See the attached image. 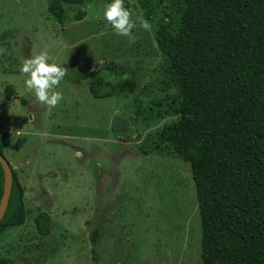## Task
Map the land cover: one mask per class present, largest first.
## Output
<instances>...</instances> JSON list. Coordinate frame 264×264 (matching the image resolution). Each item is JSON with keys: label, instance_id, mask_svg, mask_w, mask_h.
Returning <instances> with one entry per match:
<instances>
[{"label": "rangeland", "instance_id": "rangeland-1", "mask_svg": "<svg viewBox=\"0 0 264 264\" xmlns=\"http://www.w3.org/2000/svg\"><path fill=\"white\" fill-rule=\"evenodd\" d=\"M111 2L65 5L61 25L48 14V0H0V135L6 136L4 156L17 171L27 212L22 226L0 234V257L9 264H93L95 228L99 264L200 263L189 166L157 139L177 117L159 118L160 107L153 105L175 95L161 84L163 59L154 30L165 13L177 23L172 6L181 0H149L151 20L138 0H124L136 25L131 37L118 35L104 18ZM80 9L86 16L77 21ZM141 19L150 22V30L141 27ZM34 49L47 50L60 66L85 61L105 68L104 78L113 81L132 73L139 87L134 94L94 99L87 84L62 80L57 90L63 100L49 108L26 90L27 77L20 72ZM8 85L14 88L9 100ZM136 101L146 119L135 115ZM116 115L133 121L139 142L114 138ZM41 212L52 222L46 237L34 226Z\"/></svg>", "mask_w": 264, "mask_h": 264}, {"label": "trees", "instance_id": "trees-1", "mask_svg": "<svg viewBox=\"0 0 264 264\" xmlns=\"http://www.w3.org/2000/svg\"><path fill=\"white\" fill-rule=\"evenodd\" d=\"M88 1L48 0L47 12L62 25L65 5L81 7ZM138 1L151 20L149 0ZM172 10L177 23L165 13L154 40L163 59V90L174 89L175 95L169 103L156 100L153 105L160 107L159 118L177 117L157 139L189 166L201 230L199 264H264V0H181ZM85 16L80 9L74 17ZM61 67L68 69L63 80L87 84L94 99L134 94L139 87L132 73L113 81L104 78L105 68L94 69L89 62ZM4 95L12 98L14 88L6 86ZM145 114L136 101L135 115L146 119ZM111 130L118 142H139L128 118L116 115ZM5 149L6 136L0 135L2 155ZM12 176L17 188L11 191L0 234L26 221L24 189L13 167ZM3 185L0 165V199ZM51 224L46 212L34 219L41 237L50 234ZM99 235L97 228L90 234L93 264H99ZM0 264L9 263L0 257Z\"/></svg>", "mask_w": 264, "mask_h": 264}, {"label": "clouds", "instance_id": "clouds-1", "mask_svg": "<svg viewBox=\"0 0 264 264\" xmlns=\"http://www.w3.org/2000/svg\"><path fill=\"white\" fill-rule=\"evenodd\" d=\"M103 15L118 35L132 36L136 25L131 19L130 11L124 6V0H112L105 6ZM140 25L145 30L151 29L147 20L141 19ZM20 72L27 77L24 81L26 90L33 92L39 103L54 108L63 100V93L57 89L68 69L58 65L47 50L37 53L34 49L32 55L23 60ZM77 155L82 156L83 153L78 152Z\"/></svg>", "mask_w": 264, "mask_h": 264}, {"label": "water", "instance_id": "water-1", "mask_svg": "<svg viewBox=\"0 0 264 264\" xmlns=\"http://www.w3.org/2000/svg\"><path fill=\"white\" fill-rule=\"evenodd\" d=\"M0 165L3 170L4 175V185H3V192L0 199V222L6 212L9 197L11 194L12 189H16L17 186H13V176H12V167L6 157L0 153Z\"/></svg>", "mask_w": 264, "mask_h": 264}]
</instances>
